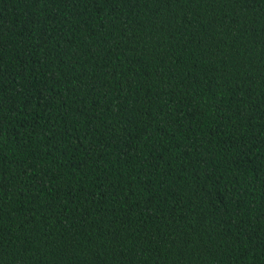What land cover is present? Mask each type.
Masks as SVG:
<instances>
[{
	"label": "trees",
	"instance_id": "obj_1",
	"mask_svg": "<svg viewBox=\"0 0 264 264\" xmlns=\"http://www.w3.org/2000/svg\"><path fill=\"white\" fill-rule=\"evenodd\" d=\"M0 264H264V0H0Z\"/></svg>",
	"mask_w": 264,
	"mask_h": 264
}]
</instances>
